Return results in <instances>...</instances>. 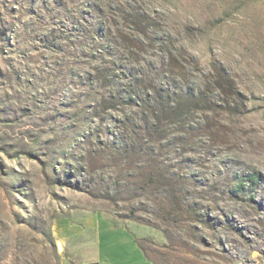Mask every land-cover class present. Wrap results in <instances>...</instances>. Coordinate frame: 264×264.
Returning a JSON list of instances; mask_svg holds the SVG:
<instances>
[{
  "label": "rangeland",
  "instance_id": "obj_1",
  "mask_svg": "<svg viewBox=\"0 0 264 264\" xmlns=\"http://www.w3.org/2000/svg\"><path fill=\"white\" fill-rule=\"evenodd\" d=\"M153 88L203 102L146 123ZM95 212L168 264H264V0H0V264L97 259L54 235Z\"/></svg>",
  "mask_w": 264,
  "mask_h": 264
},
{
  "label": "trees",
  "instance_id": "obj_2",
  "mask_svg": "<svg viewBox=\"0 0 264 264\" xmlns=\"http://www.w3.org/2000/svg\"><path fill=\"white\" fill-rule=\"evenodd\" d=\"M130 24L133 28V31L137 33L138 35H144L146 32V27L143 23V21L138 18L137 15H133L132 20H130ZM103 24L100 23L99 28H102ZM98 28V29H99ZM100 30V29H99ZM224 85L223 83H218V90L224 91ZM116 90V89H115ZM153 95L146 96V99L142 101L144 106L143 108L147 113L148 116L146 119H144L147 123L148 120H152L157 122V124H160L162 121L167 120L166 116H170L171 120L173 122H182L185 117L187 116V112L189 113L193 106H197L200 102H203L202 97L198 94H196L195 90H191L187 93H174L170 92L168 89H152ZM122 91H114L115 94L113 98H127L125 100V103H132L136 105L134 99H137V92H131L126 93V95L122 94ZM125 93V92H124ZM207 102V101H204ZM185 103H188V106L185 105ZM117 140V138H115ZM112 143H116L115 141ZM259 180V177L256 174H249L243 178L240 179V184L238 187L242 188L245 186L244 184H247L248 186L255 185ZM155 186H162L164 187V194L167 199H169L170 205L173 204V209L175 210H186L188 214L193 213L194 211L190 208V204L186 205L185 209L184 206L179 199L178 193L175 190V188L172 185H167L162 183H159L158 181L152 183ZM172 209V210H173ZM191 210V211H190ZM134 218V217H133ZM131 218V220H135ZM143 224V223H141ZM135 243L139 250L143 253L144 257L149 260L152 264H158V260L165 262V264H168V259L166 255L162 252H160L157 248L154 247V245L149 242L146 239L136 238ZM147 244V245H146Z\"/></svg>",
  "mask_w": 264,
  "mask_h": 264
},
{
  "label": "crops",
  "instance_id": "obj_3",
  "mask_svg": "<svg viewBox=\"0 0 264 264\" xmlns=\"http://www.w3.org/2000/svg\"><path fill=\"white\" fill-rule=\"evenodd\" d=\"M80 221L78 228L58 227L54 230V235L60 238L57 242H62L66 248L74 246L75 242L81 244L93 240L99 257L84 264H152L137 247L135 243L137 237L130 228L114 224L99 212L83 215ZM61 264H78V262Z\"/></svg>",
  "mask_w": 264,
  "mask_h": 264
},
{
  "label": "water",
  "instance_id": "obj_4",
  "mask_svg": "<svg viewBox=\"0 0 264 264\" xmlns=\"http://www.w3.org/2000/svg\"><path fill=\"white\" fill-rule=\"evenodd\" d=\"M58 247L60 248V247H61V245L59 244V245H58Z\"/></svg>",
  "mask_w": 264,
  "mask_h": 264
}]
</instances>
